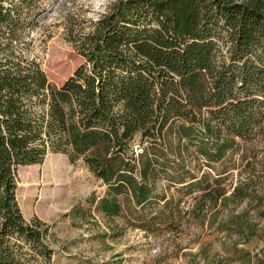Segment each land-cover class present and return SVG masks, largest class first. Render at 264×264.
Masks as SVG:
<instances>
[{
    "label": "trees",
    "instance_id": "obj_1",
    "mask_svg": "<svg viewBox=\"0 0 264 264\" xmlns=\"http://www.w3.org/2000/svg\"><path fill=\"white\" fill-rule=\"evenodd\" d=\"M41 4L0 0V264H51L49 225L16 196L18 169L49 153L106 186L86 198L104 236L176 231L232 203L264 217V0H116L57 86L24 41Z\"/></svg>",
    "mask_w": 264,
    "mask_h": 264
},
{
    "label": "rangeland",
    "instance_id": "obj_2",
    "mask_svg": "<svg viewBox=\"0 0 264 264\" xmlns=\"http://www.w3.org/2000/svg\"><path fill=\"white\" fill-rule=\"evenodd\" d=\"M115 1L41 0L24 41L50 84L60 85L73 74L83 61L76 49L79 37ZM257 169L264 170L260 164ZM17 178L16 196L25 219L36 216L49 225L45 241L53 250L51 264H264V217L254 212L246 219L237 217L246 202L220 207L204 218L185 214L176 231L145 233L128 226L113 238L103 235L109 232L107 218L88 209L87 196L94 192L98 199L106 186L82 159L71 162L63 153H49L40 164L20 167ZM191 204L188 198L184 209ZM74 206L85 209V216L65 215ZM118 221L126 223L123 217ZM223 222H232L231 227L218 230Z\"/></svg>",
    "mask_w": 264,
    "mask_h": 264
},
{
    "label": "built area",
    "instance_id": "obj_3",
    "mask_svg": "<svg viewBox=\"0 0 264 264\" xmlns=\"http://www.w3.org/2000/svg\"><path fill=\"white\" fill-rule=\"evenodd\" d=\"M139 150H141V149H136V151H139ZM152 251H153V252H155V251H156V249H153Z\"/></svg>",
    "mask_w": 264,
    "mask_h": 264
}]
</instances>
